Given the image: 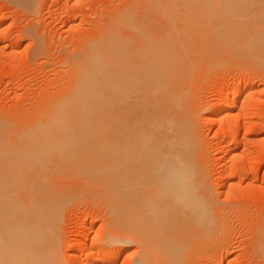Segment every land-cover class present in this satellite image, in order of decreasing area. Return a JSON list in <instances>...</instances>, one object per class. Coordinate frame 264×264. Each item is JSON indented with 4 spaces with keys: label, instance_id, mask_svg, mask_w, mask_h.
<instances>
[{
    "label": "bare ground",
    "instance_id": "bare-ground-1",
    "mask_svg": "<svg viewBox=\"0 0 264 264\" xmlns=\"http://www.w3.org/2000/svg\"><path fill=\"white\" fill-rule=\"evenodd\" d=\"M244 1L143 0L150 16L138 18L130 9L116 14L73 61L68 88L21 125L27 131L21 144L9 148L0 136V264H63L62 217L68 201L83 195L102 210L103 233L86 249L95 229L82 226L68 264H96L97 257L114 264L112 250L131 242L141 251L138 264H188L198 247L215 240L223 222L186 90L197 66L210 70L221 56L264 66V2L252 0L259 19L251 0ZM8 29L0 24V33ZM229 86L207 118L223 130L252 108L242 106L233 116L236 100L255 97ZM223 144L231 156L240 143L232 133ZM242 169L240 178L247 172ZM55 171L75 175L76 189L50 188L47 177Z\"/></svg>",
    "mask_w": 264,
    "mask_h": 264
},
{
    "label": "rangeland",
    "instance_id": "rangeland-1",
    "mask_svg": "<svg viewBox=\"0 0 264 264\" xmlns=\"http://www.w3.org/2000/svg\"><path fill=\"white\" fill-rule=\"evenodd\" d=\"M248 1L250 0L244 1V4ZM145 4L143 0H0V24L9 26L7 32L0 33V136L4 139L5 146H19L20 141H23L20 137L27 132H24L26 123L37 115L47 101L68 88L74 72L73 61L76 62L75 58L79 60V54L87 49L88 44L92 45L104 35L102 33L105 32L103 29L106 24L116 19V14L120 16L129 9L133 10L132 13L136 14V17L150 16L151 10ZM251 5L253 7L258 3ZM253 9L257 13L255 17L257 15L259 19L262 18L256 12L258 9ZM249 13L251 14V11ZM256 23L255 21L253 24ZM258 25L256 26L259 27ZM262 27L260 30H263ZM11 37L19 38L17 45L8 44ZM221 57L224 61H215V66L208 67L210 70H202V66H197V71L194 70L192 75V88L188 86L187 89H191L186 90L192 100L190 102L189 99V106L194 111L197 110L196 123L200 129L206 156L207 180L215 194L219 224L223 222V225H220V234L209 246L207 244L198 247V251L196 249L193 254L195 257L192 256L193 260L189 263L264 264L261 249L264 248V66L258 70L260 63L257 61ZM69 66H72V69ZM211 67H214L213 70ZM228 85L231 89L247 88L255 92L256 98L250 101L238 98L232 106L231 115L236 116L242 106L251 105L252 108L238 116L237 126L230 125L223 130L218 123L210 126L207 118L212 105L218 99L224 100L228 96L225 90ZM231 132L235 133L240 144L232 153L234 156L226 155V158L225 153L228 150L223 142L231 136ZM242 168L247 172L245 171L246 174L241 179L239 176ZM55 172L47 177L46 182L53 190H59L63 186L65 188L62 189L71 190L72 185L75 186L78 182L72 181L75 179L73 174L62 175L59 171ZM4 180L7 186L11 183L10 176H5ZM67 181L70 185H65L68 184ZM230 183L234 186L229 189ZM82 197L70 199L62 217L63 245H60L59 252L63 264L69 263L67 256L75 244L73 236L82 231V226L92 224L95 229L85 239L86 249L90 248L92 240L103 233L102 210L96 203L88 201L87 195L85 199ZM79 237L82 238V235ZM81 238L77 240L82 241ZM124 245L116 246L112 250L115 251L112 255L117 259L114 264H138L141 258L138 246L133 242ZM107 248L110 249L111 246ZM96 253L95 258L98 256ZM83 256L82 261H85V255ZM97 258L96 264H110L102 263V260Z\"/></svg>",
    "mask_w": 264,
    "mask_h": 264
}]
</instances>
